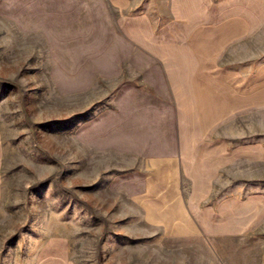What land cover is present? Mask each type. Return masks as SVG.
Instances as JSON below:
<instances>
[{
  "label": "rangeland",
  "instance_id": "obj_1",
  "mask_svg": "<svg viewBox=\"0 0 264 264\" xmlns=\"http://www.w3.org/2000/svg\"><path fill=\"white\" fill-rule=\"evenodd\" d=\"M195 1L0 0V264L29 256L48 233L69 237L73 264H264L263 162L250 169L260 188L244 191L257 211L235 217L233 238L205 244L211 254L200 241L132 236L128 196L141 185L144 146L122 125L134 115L129 83L151 51L131 41L130 25L153 40L192 18L216 26L236 140L264 148V0Z\"/></svg>",
  "mask_w": 264,
  "mask_h": 264
},
{
  "label": "crops",
  "instance_id": "obj_2",
  "mask_svg": "<svg viewBox=\"0 0 264 264\" xmlns=\"http://www.w3.org/2000/svg\"><path fill=\"white\" fill-rule=\"evenodd\" d=\"M197 21L167 24L156 40L144 39L136 25L129 24L131 41L152 53L142 56L147 71L129 83L134 115L122 126L131 128L130 143L144 146L141 185L128 196L138 215L132 236L180 241L186 247L200 241L211 254L212 247L205 244L233 238L235 217L257 211H250L249 199L244 202V191L260 188L261 173L252 184L250 169L252 163L260 169L264 148L260 142L236 140L234 89L228 82L218 83L229 78L228 71L217 69L218 48L227 42L219 40L216 26ZM138 58L132 56L133 61ZM3 168L0 132V214ZM237 191L241 194L236 196ZM31 243L29 256L15 264H73L67 235L42 234Z\"/></svg>",
  "mask_w": 264,
  "mask_h": 264
}]
</instances>
